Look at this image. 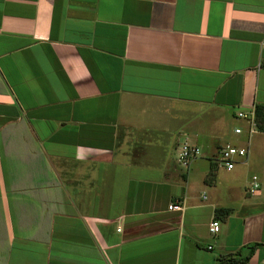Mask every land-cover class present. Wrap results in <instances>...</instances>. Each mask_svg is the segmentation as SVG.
<instances>
[{
  "label": "crops",
  "instance_id": "1",
  "mask_svg": "<svg viewBox=\"0 0 264 264\" xmlns=\"http://www.w3.org/2000/svg\"><path fill=\"white\" fill-rule=\"evenodd\" d=\"M257 106L264 0H0V264H264Z\"/></svg>",
  "mask_w": 264,
  "mask_h": 264
},
{
  "label": "built area",
  "instance_id": "2",
  "mask_svg": "<svg viewBox=\"0 0 264 264\" xmlns=\"http://www.w3.org/2000/svg\"><path fill=\"white\" fill-rule=\"evenodd\" d=\"M238 120H241L245 124V128H236L235 134L238 136H245V144L242 147H235L232 145H226L220 151V163L226 168V170H234L239 164H244L242 160H246L251 149V138L259 133V128L256 119L255 109L251 111H241L236 115ZM201 156V150L199 147L185 142L180 146L178 154V164L182 168L188 169L191 163ZM260 181L258 176H253L250 181L249 192L256 195L260 191ZM171 211H182V203L176 202L169 206ZM220 230V224L218 221L212 222L210 226V233L217 234Z\"/></svg>",
  "mask_w": 264,
  "mask_h": 264
},
{
  "label": "trees",
  "instance_id": "3",
  "mask_svg": "<svg viewBox=\"0 0 264 264\" xmlns=\"http://www.w3.org/2000/svg\"><path fill=\"white\" fill-rule=\"evenodd\" d=\"M255 112H256V119H257L258 128L260 131H264V107L263 106H257L255 108ZM217 213L228 215L230 213V210L229 209H221V210H218ZM259 247H264V245L255 244V245L249 246L248 249H250L251 254H253L256 251V249H258ZM248 259H249V257L246 260H244V262H235L232 259H221L219 264H233V263L244 264V263L248 262Z\"/></svg>",
  "mask_w": 264,
  "mask_h": 264
},
{
  "label": "rangeland",
  "instance_id": "4",
  "mask_svg": "<svg viewBox=\"0 0 264 264\" xmlns=\"http://www.w3.org/2000/svg\"><path fill=\"white\" fill-rule=\"evenodd\" d=\"M198 116V115H197ZM196 119H198V118H195V120ZM193 120H191L190 122H192ZM242 123V122H241ZM186 124H188V123H186ZM186 124H184V127H186ZM236 124H237V121L235 120V121H233L230 117H229V119H228V130H233L234 128H235V126H236ZM241 125H243V124H241ZM179 143H180V146L183 144V143H185V140H183V139H181V140H179ZM190 143V142H189ZM235 143V142H234ZM225 144V143H224ZM204 152H206V151H204ZM204 152L202 151V153H201V156L204 154ZM179 168H180V171L181 172H183V173H187V170L188 169H186V168H182L180 165H179Z\"/></svg>",
  "mask_w": 264,
  "mask_h": 264
}]
</instances>
